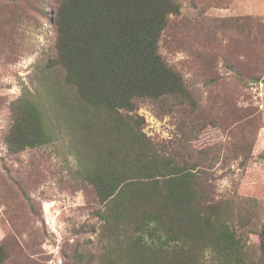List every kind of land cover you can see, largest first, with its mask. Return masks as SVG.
<instances>
[{
  "label": "rangeland",
  "instance_id": "374dc122",
  "mask_svg": "<svg viewBox=\"0 0 264 264\" xmlns=\"http://www.w3.org/2000/svg\"><path fill=\"white\" fill-rule=\"evenodd\" d=\"M61 0H0V243L6 264H102L111 232L105 205L76 172L77 153L96 148L93 128L61 122L54 140L12 153L5 136L12 102L37 100L64 83L51 21ZM159 50L190 92L137 99L144 131L161 155L187 164L207 205L228 206L249 258L264 223V0H175ZM97 138V139H96ZM106 258V255H105ZM223 264L211 247L196 257Z\"/></svg>",
  "mask_w": 264,
  "mask_h": 264
},
{
  "label": "trees",
  "instance_id": "16d2710c",
  "mask_svg": "<svg viewBox=\"0 0 264 264\" xmlns=\"http://www.w3.org/2000/svg\"><path fill=\"white\" fill-rule=\"evenodd\" d=\"M180 8L175 0H61L51 16L57 56L48 64L60 67L64 83L37 100L15 99L5 142L16 153L52 142L61 122L93 128L96 148L73 143L76 172L105 205L98 211L111 232L105 264H201L196 257L206 247L223 264H264V223L261 253L249 258L228 206H205L198 176L159 153L136 111L140 98L191 96L159 50ZM8 257L0 243V264Z\"/></svg>",
  "mask_w": 264,
  "mask_h": 264
}]
</instances>
